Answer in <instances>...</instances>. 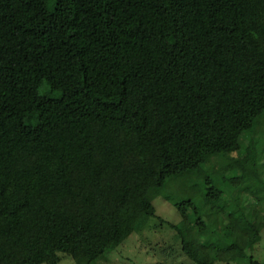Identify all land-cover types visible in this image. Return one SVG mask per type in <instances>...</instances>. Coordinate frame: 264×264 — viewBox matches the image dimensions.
<instances>
[{
  "label": "trees",
  "instance_id": "16d2710c",
  "mask_svg": "<svg viewBox=\"0 0 264 264\" xmlns=\"http://www.w3.org/2000/svg\"><path fill=\"white\" fill-rule=\"evenodd\" d=\"M263 115L264 0H0V264L94 263ZM262 226L233 210L228 244L181 248L233 261Z\"/></svg>",
  "mask_w": 264,
  "mask_h": 264
},
{
  "label": "rangeland",
  "instance_id": "374dc122",
  "mask_svg": "<svg viewBox=\"0 0 264 264\" xmlns=\"http://www.w3.org/2000/svg\"><path fill=\"white\" fill-rule=\"evenodd\" d=\"M233 158L246 160L250 166L235 182L233 177L239 170L230 164ZM211 185L222 190V197L214 203L205 200ZM186 199L197 205L206 222L205 230H201L199 215L193 210L189 211L187 221L183 219L177 203ZM153 204L155 216L92 264H194L183 253V243L228 244L223 228L229 212L240 210L245 216L264 220V115L242 135L233 153L210 154L199 168L168 178L164 191L154 197ZM59 264L77 262L62 254ZM216 264H264V227L259 240L252 247H243L236 260Z\"/></svg>",
  "mask_w": 264,
  "mask_h": 264
}]
</instances>
